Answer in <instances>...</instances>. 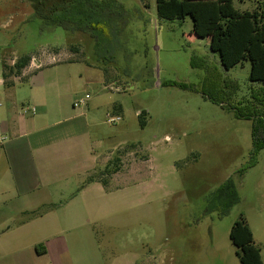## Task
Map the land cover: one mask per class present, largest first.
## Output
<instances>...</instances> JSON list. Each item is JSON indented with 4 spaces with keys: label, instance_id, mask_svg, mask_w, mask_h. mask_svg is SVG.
I'll use <instances>...</instances> for the list:
<instances>
[{
    "label": "rangeland",
    "instance_id": "rangeland-1",
    "mask_svg": "<svg viewBox=\"0 0 264 264\" xmlns=\"http://www.w3.org/2000/svg\"><path fill=\"white\" fill-rule=\"evenodd\" d=\"M96 1L80 12L81 0H0V80L5 65L31 55L13 88L18 110L38 109V98L54 102L55 118L75 115L41 132L53 140L42 165L56 167L49 151L60 147L74 151V174L47 175L48 197L71 203L32 211V240L42 230L62 237L65 264H241L229 230L242 215L264 262V146L237 172L253 143L252 119L235 112H264L249 61L225 67L229 40L211 46L189 15L159 17L156 0ZM100 14L109 16L100 28L83 29ZM6 92L0 81L1 104ZM230 176L237 201L225 209L230 195L215 191Z\"/></svg>",
    "mask_w": 264,
    "mask_h": 264
},
{
    "label": "crops",
    "instance_id": "crops-1",
    "mask_svg": "<svg viewBox=\"0 0 264 264\" xmlns=\"http://www.w3.org/2000/svg\"><path fill=\"white\" fill-rule=\"evenodd\" d=\"M0 81L3 85L2 78ZM107 83L108 79L105 78ZM15 85H3L7 90L6 103H0V264H65L62 255H69L70 250L62 237L42 230L33 241V232L28 224L33 218L30 213L40 206L49 204L66 207L71 203V200L65 201L63 205L54 202L45 193L47 183L44 181L47 175L66 177L74 174V169L67 164V160L74 158V151L61 153L60 147H54L57 149L55 152L49 151L60 161L56 167L43 166L41 161L47 156L49 160L45 149L48 142L53 141H49L43 133L51 125L68 121L75 115L55 118L57 108L54 102L48 108L49 101L43 104L44 99L38 98H32L38 104V109L35 105L29 107L21 103L22 107L18 110L17 93L13 92ZM118 109L121 111V107ZM94 167L95 163L92 162L84 170L87 172ZM93 182L100 183L95 180L90 183ZM37 216L43 217V214ZM70 260L67 258L68 264H74L73 258Z\"/></svg>",
    "mask_w": 264,
    "mask_h": 264
},
{
    "label": "trees",
    "instance_id": "trees-1",
    "mask_svg": "<svg viewBox=\"0 0 264 264\" xmlns=\"http://www.w3.org/2000/svg\"><path fill=\"white\" fill-rule=\"evenodd\" d=\"M246 2L250 4L249 7L242 8L238 5ZM102 3L96 0H81L83 5L80 8L83 10L79 11H84L87 6L102 7ZM156 10L159 17L167 19L183 20L186 15H189L192 19L191 31L200 36H209L211 46L215 44L218 47L222 45V41L229 40L233 48L229 54L224 49L225 60L222 62L226 61L225 67H232L237 63H242L243 60H248L250 63L249 79L264 85V0H156ZM105 16H107L105 19L109 18L108 14H100L98 15L100 19L88 20L83 29L100 28L101 20L106 21ZM68 20L71 21L70 16ZM30 60L31 55L25 54L17 57L12 64L5 65L7 70L1 72L3 85L10 87L17 81L24 80L23 70L30 64ZM213 100L223 101L217 96ZM235 114L252 119L253 149L250 152L248 163L237 170L238 174L242 175L247 167L255 165L256 154L264 146V112L253 106L248 107L247 111L238 109ZM138 117L140 124L144 125V112L139 113ZM130 144L133 145V143ZM89 180L99 181L106 186L105 180L90 177ZM224 189L231 197L227 201L225 207L227 209L237 201L236 188L231 176L215 192L218 195ZM229 238L236 247L235 253L241 264H264L260 248L255 244L252 230L242 215L231 225Z\"/></svg>",
    "mask_w": 264,
    "mask_h": 264
},
{
    "label": "built area",
    "instance_id": "built-area-1",
    "mask_svg": "<svg viewBox=\"0 0 264 264\" xmlns=\"http://www.w3.org/2000/svg\"><path fill=\"white\" fill-rule=\"evenodd\" d=\"M89 97V95L88 94H85V97L84 98H81V99H79L78 100V104H80V103H82L85 99H87ZM120 119V116L119 115H116V116H114V117H108L107 118V121L109 122V123H111V122H113V123H115L116 121H118ZM2 141V137H0V142Z\"/></svg>",
    "mask_w": 264,
    "mask_h": 264
}]
</instances>
